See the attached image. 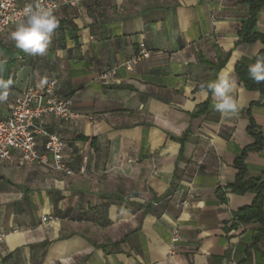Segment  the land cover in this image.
<instances>
[{
    "label": "crops",
    "instance_id": "1",
    "mask_svg": "<svg viewBox=\"0 0 264 264\" xmlns=\"http://www.w3.org/2000/svg\"><path fill=\"white\" fill-rule=\"evenodd\" d=\"M55 13L59 27L44 56L15 47L16 25L0 34V78L12 80L0 119L27 88L57 80L56 95L72 97L75 116L46 113L42 126L67 143L75 173L22 162L18 151L0 160V231L7 234L0 264H240L259 224L237 223L234 213L255 194L225 188L235 181V159L255 142L249 113L264 137V95L236 73L263 49L259 41L236 45L248 6L85 0ZM257 31L264 33V7ZM142 49L149 57L128 69ZM114 67L116 76L102 81ZM219 75L235 82V114L213 107L206 85ZM45 141L38 136L41 152ZM246 164L264 180V148L249 152ZM258 245L264 252V240Z\"/></svg>",
    "mask_w": 264,
    "mask_h": 264
},
{
    "label": "built area",
    "instance_id": "2",
    "mask_svg": "<svg viewBox=\"0 0 264 264\" xmlns=\"http://www.w3.org/2000/svg\"><path fill=\"white\" fill-rule=\"evenodd\" d=\"M85 0H0V34L8 27L16 25L24 19L23 9L26 5L40 3L51 7L54 11L62 4L71 7L81 5ZM150 53L142 49L140 53L126 63L131 69ZM118 68L103 71L100 74L102 81L108 82L117 74ZM58 81H48L42 88L29 87L17 97L10 114L0 119V160L9 159L13 151L20 152L22 162H35L50 170L73 175L75 170L67 162L64 151L67 143L56 133H50L42 126L43 116L53 113L62 118L75 116L72 111L73 99L70 96H57ZM46 137L44 152L38 149V136ZM80 172H85L80 168ZM43 221H48L47 217ZM6 233L0 231V243L5 239ZM179 239L178 230L173 232V241Z\"/></svg>",
    "mask_w": 264,
    "mask_h": 264
},
{
    "label": "trees",
    "instance_id": "3",
    "mask_svg": "<svg viewBox=\"0 0 264 264\" xmlns=\"http://www.w3.org/2000/svg\"><path fill=\"white\" fill-rule=\"evenodd\" d=\"M243 4L248 6V16L242 21L241 28L238 31V41L236 45L240 43L253 44L255 42H261L263 49L254 58L251 64H245L239 62L236 65V73L243 83L246 89L251 91H259L264 95V81L257 83L249 76V66L256 63L257 59H264V33L257 31V21L261 10L264 7V0H241ZM230 55V52L226 55L224 60H221L216 64L217 70L223 67ZM207 105L199 106V109L194 113L195 116L205 112ZM250 124L248 132L255 142L243 149L242 153L235 159L234 167L237 170L235 181L228 186L225 190L230 191L238 195L246 193L255 194V199L252 204L243 207L234 213L237 223L251 224L258 223L259 227L256 229L251 245L246 250L245 258L240 264H264V252L259 248V242L264 240V180L261 176H251L246 164V159L249 152H259L264 148V137L259 130L253 116L249 113ZM184 144L186 136L179 139ZM183 152V148L182 151ZM219 197L222 202H226L225 192L219 188ZM236 224H234V227Z\"/></svg>",
    "mask_w": 264,
    "mask_h": 264
},
{
    "label": "clouds",
    "instance_id": "4",
    "mask_svg": "<svg viewBox=\"0 0 264 264\" xmlns=\"http://www.w3.org/2000/svg\"><path fill=\"white\" fill-rule=\"evenodd\" d=\"M24 19L19 21L9 36L15 47L30 55L44 56L50 46L52 36L59 27V19L51 7L40 3L28 4L23 9ZM6 61H0V72L4 71ZM249 76L257 83L264 81V59H257L249 66ZM11 79L0 78V101L6 100ZM214 98V109L221 114H235L239 110L237 101L229 94L235 82L224 75L206 85Z\"/></svg>",
    "mask_w": 264,
    "mask_h": 264
}]
</instances>
